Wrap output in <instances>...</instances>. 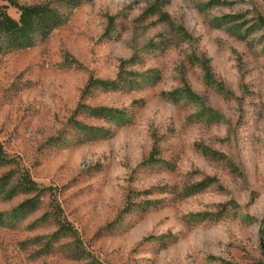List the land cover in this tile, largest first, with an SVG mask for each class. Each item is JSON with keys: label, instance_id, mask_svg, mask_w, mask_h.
I'll use <instances>...</instances> for the list:
<instances>
[{"label": "rangeland", "instance_id": "374dc122", "mask_svg": "<svg viewBox=\"0 0 264 264\" xmlns=\"http://www.w3.org/2000/svg\"><path fill=\"white\" fill-rule=\"evenodd\" d=\"M62 8L0 47V264H264V0Z\"/></svg>", "mask_w": 264, "mask_h": 264}, {"label": "trees", "instance_id": "16d2710c", "mask_svg": "<svg viewBox=\"0 0 264 264\" xmlns=\"http://www.w3.org/2000/svg\"><path fill=\"white\" fill-rule=\"evenodd\" d=\"M6 1L10 6L15 8L19 12L17 19L12 18L6 11L7 5L0 6V47L3 45L11 46L15 48H27L38 40L45 38L52 30L61 25L66 17L67 12L62 8L63 4L76 5L79 0H62V4L59 0L45 1L42 3L35 4H21L16 0H2ZM228 18H237V15H233ZM258 24L264 26V18H257ZM118 80L115 79L110 83H104L110 85V87L118 88ZM93 81H90V84ZM86 109L90 116L95 118L112 117L122 114L118 113V110L107 107H90ZM87 136L89 138H102L104 135H96L97 129L89 128ZM95 131V133H94ZM0 147V158H5L1 152ZM20 184L23 188L28 189H46L40 187L34 180L27 175L20 177ZM63 224V223H62ZM65 226V225H63ZM262 228L259 232V248L261 253L264 255V216L262 218Z\"/></svg>", "mask_w": 264, "mask_h": 264}]
</instances>
